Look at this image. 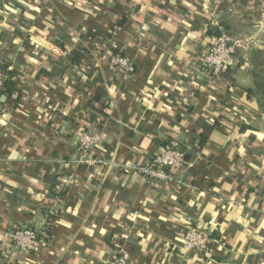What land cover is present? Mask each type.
Listing matches in <instances>:
<instances>
[{"label":"crops","instance_id":"0c3cea01","mask_svg":"<svg viewBox=\"0 0 264 264\" xmlns=\"http://www.w3.org/2000/svg\"><path fill=\"white\" fill-rule=\"evenodd\" d=\"M263 5L0 0V57L13 79L12 95L0 93V264H111L120 246L127 264H264V81L260 92L254 78L264 43L218 75L198 67L208 29L244 33ZM113 28L111 46L132 61L126 75L82 37ZM74 47L86 48L78 64ZM203 124L213 127L200 148ZM85 129L99 133L92 153L104 166L74 165ZM167 141L185 150L180 183L149 186L126 167ZM25 225L46 235L40 252L9 248L7 232ZM188 225L214 234L206 253L179 250Z\"/></svg>","mask_w":264,"mask_h":264},{"label":"built area","instance_id":"2783aa9c","mask_svg":"<svg viewBox=\"0 0 264 264\" xmlns=\"http://www.w3.org/2000/svg\"><path fill=\"white\" fill-rule=\"evenodd\" d=\"M219 34L211 37V44L200 56L199 69L206 76L218 75L234 60L239 51H249L260 45L258 32L231 34L216 24ZM264 31V29H261ZM4 60L0 57V93L4 90L6 73L3 69ZM108 70L119 71L126 75L132 71V61L124 54L112 55L108 62ZM100 139L99 133L94 130H82L77 137V153L73 158L74 165L78 167H100L106 161L92 153V147ZM185 150L174 141H167L154 154L150 155L144 163H129L126 167L134 169L145 180L147 185L154 186L158 183H180L181 179L174 176V171L186 166ZM68 181V180H67ZM60 190V186L55 185ZM56 215L54 207L48 208L45 213V223ZM46 235L29 225L12 228L7 232L9 248L27 253H38L47 244ZM211 231L197 225H188L181 235L179 250L182 252L194 251L206 253L213 243ZM128 253L120 246L111 264H127Z\"/></svg>","mask_w":264,"mask_h":264},{"label":"trees","instance_id":"16d2710c","mask_svg":"<svg viewBox=\"0 0 264 264\" xmlns=\"http://www.w3.org/2000/svg\"><path fill=\"white\" fill-rule=\"evenodd\" d=\"M124 17H122L116 25H122L124 22ZM206 34L209 35H218L219 34V29L217 27H213L211 29H208L206 31ZM97 33L96 31H94L93 29H88L83 35L82 37L86 38V39H92L94 37H97ZM209 44H211V41L209 42ZM84 49L81 47H74L73 49H71V51L69 52V60L71 63L73 64H78L79 63V59L81 58V56L83 55ZM114 52H117L116 50H114ZM257 51H254V56L255 54H257ZM121 54V53H120ZM3 69H7L6 72V77L4 79L3 85H4V90H2V93L5 94L6 96H11L12 95V88H13V79H12V72L8 69L7 65L5 64V61L3 63ZM225 70V69H224ZM261 70L258 68L257 64H254V78L255 80V88L257 90H262L263 87V81L264 78L261 74ZM61 74V72H60ZM85 75V74H83ZM87 75V74H86ZM259 92V91H258ZM94 100H99V93H96V95L93 97ZM213 126L207 125V124H203L201 132L199 134V140H198V146L201 148L207 141V134L208 132L212 129ZM214 235V234H213ZM212 235V236H213ZM110 240L114 243L118 242V236L116 235V233H112L110 236Z\"/></svg>","mask_w":264,"mask_h":264},{"label":"rangeland","instance_id":"374dc122","mask_svg":"<svg viewBox=\"0 0 264 264\" xmlns=\"http://www.w3.org/2000/svg\"><path fill=\"white\" fill-rule=\"evenodd\" d=\"M262 9H263V11L261 10L260 15L256 17V23H254L251 26V28L244 33H252L253 31L255 32L257 30H260L257 34L258 35L257 37H259V39H260V44L263 45V43H264V31H262L261 29H264V5L262 6ZM114 30H115V28H113L109 33H105V34L100 35V36L97 35V37H94L92 39H86V38L85 39L87 41H89L91 44H93L92 46L96 47L97 49H101V48L103 49L105 47V48H108L109 51H111L112 55L120 54L118 52H114V50L117 51V49L115 48V46H113V45L111 46V44H110V42H112V36H113ZM228 33H231V32H228ZM83 39H84V37H83ZM81 48L84 49V52L82 55V56H84V54H86V48L85 47H81ZM263 55H264V53H263ZM82 56H81V58H82ZM93 68L94 67L88 68V70H91V69L93 70ZM258 68L262 69V71H263L262 74L264 77V61L259 63ZM84 72H86V71L84 70Z\"/></svg>","mask_w":264,"mask_h":264},{"label":"water","instance_id":"95a60500","mask_svg":"<svg viewBox=\"0 0 264 264\" xmlns=\"http://www.w3.org/2000/svg\"><path fill=\"white\" fill-rule=\"evenodd\" d=\"M5 97H4V95L2 96V99H4Z\"/></svg>","mask_w":264,"mask_h":264}]
</instances>
